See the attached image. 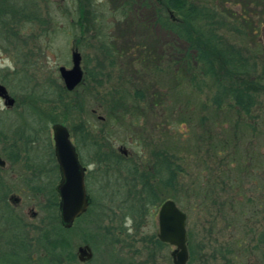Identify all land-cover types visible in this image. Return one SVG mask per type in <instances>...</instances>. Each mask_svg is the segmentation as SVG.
<instances>
[{
  "label": "rangeland",
  "instance_id": "obj_1",
  "mask_svg": "<svg viewBox=\"0 0 264 264\" xmlns=\"http://www.w3.org/2000/svg\"><path fill=\"white\" fill-rule=\"evenodd\" d=\"M81 1L85 5V0H13V10L8 8L0 14V84L15 100L9 110L0 102V158L6 163V171L0 175L8 176V197L20 198L19 206L8 198V210L0 213V264H78L76 260L72 262L77 245L88 236L101 243L96 234L103 244L95 246L93 258L86 264H172L170 252L174 248L156 237L157 212L166 197L186 215L187 264H264V94L251 119H241L253 129L238 126L236 137L228 130L231 143L226 146L227 153L217 159L214 152L218 142L224 140L221 129L215 130L211 121L206 123L214 131L210 137L215 149L210 152L207 144H197L202 129L186 122V115L194 123L201 113L214 116L209 102L211 91L205 84L200 90L184 89V73L179 90H170L173 82L169 83L167 73L184 46L152 26L150 1L134 0L133 15L125 19L116 10L117 0H90L86 10L93 12L89 17H93V27L88 29L85 16L80 20L82 33L78 25ZM211 2L230 27L234 26L227 32L229 39L246 50L244 54L250 57L257 74L264 75V3ZM36 17L44 22L34 20ZM244 18L250 19V26ZM75 48L81 55L85 82L69 94L62 91L58 68L71 67L70 51ZM91 75H98L102 83L94 84ZM111 89L120 94L147 89V99L151 101L150 94L154 95L155 105L143 117L125 116L121 123L113 120L102 124L97 116L110 121L105 116L106 100L117 95ZM185 101L193 106V113L184 115L179 109ZM67 105L69 109L64 110ZM236 120L233 115L227 119L232 126ZM54 123L64 125L70 132L74 129L71 139L79 144L94 187L88 218L67 232L58 229L57 207L50 205L58 176L52 163ZM82 126L90 132L85 148L80 144ZM172 134L180 139L181 153L171 152L179 157L172 163L179 166L180 173L176 185L168 191L158 182L165 176L162 173L145 180L135 191L128 175L132 162L120 173L113 170V175L108 170L99 174L92 161L96 159L97 145L103 147L106 140L112 141L115 152L124 146L136 157L145 152L149 155L151 143L153 150L163 143L170 146L168 135ZM194 143L201 149L197 150ZM10 152L17 156L18 163L9 160ZM35 164L40 165L38 170H49L52 181L47 182L48 189L34 191L36 183L29 187L31 174L39 173L25 167ZM22 179L26 181L20 192L17 185ZM148 184H152V192ZM32 211L38 213L37 219L31 218ZM17 229H21L23 237L14 236ZM46 234L63 238L68 243L65 250L49 253Z\"/></svg>",
  "mask_w": 264,
  "mask_h": 264
},
{
  "label": "trees",
  "instance_id": "obj_2",
  "mask_svg": "<svg viewBox=\"0 0 264 264\" xmlns=\"http://www.w3.org/2000/svg\"><path fill=\"white\" fill-rule=\"evenodd\" d=\"M85 1V5H83L81 1L78 7L80 17L78 25L81 33L83 27L82 23L80 24V20L87 16L86 23L89 24L88 29L93 23V17L92 20L89 19L90 15L93 16V12L90 8L89 12L86 10L87 6L89 7L90 0ZM149 1L153 11L152 26H157L162 31L169 33L184 46L183 53H178L175 65L169 68L167 73L169 83L170 81L173 82V85L169 84L170 90L174 91L175 88L179 90L181 74L184 73L185 78L182 77V80H184V89L187 88V90L190 91L196 89L200 90L201 85L205 84L211 91V99L209 102L210 105L213 106V117L210 113L208 115L201 113L196 118L197 122L194 123L192 117L186 115L187 112L193 113L194 108L192 105L187 104V101H185L183 107L179 109H183L184 115H186V122L190 123V126H193L192 128H194L195 124L196 128L202 129V133L197 136V144L198 142H201L203 145L207 144V151H213V139L210 136L214 131L213 128L206 123L211 121L215 130L221 129L224 140L218 142L217 147L219 148L214 152L216 153L217 159H221L222 154L224 152L227 153V144L231 143L229 137L227 138L226 135L228 130H231L233 136L236 137L237 130L241 126H250L251 129H253L251 124L247 123V121L242 122L241 119H243V117H248L250 120L251 114L259 104V98L264 94V75L257 74L255 66L251 63L250 57L244 54L246 50L236 47V43L229 39L227 32L230 28H234V26L230 27L231 24L223 17L221 11L212 4L211 0ZM259 1L264 3V0ZM11 3H13V0H0L1 15L8 10V8L13 10ZM134 6V0H117L116 10L121 18L126 19L133 15ZM34 20H38V18L36 17ZM38 21L44 22V19L40 18ZM244 22L249 26L251 24L249 23L250 19L248 20L247 18H244ZM155 61L156 59L154 62ZM180 68L183 69L181 73L179 71ZM91 77L93 78L92 82L94 84L102 83V81L97 80L98 75H91ZM107 78L110 77L107 76ZM84 82L85 75L80 86L84 85ZM111 90L117 95L114 98L109 97V99L106 100V112L113 113L107 116L109 120H121L125 118V115L117 116L114 114L115 112L147 113L151 105H155L154 95L150 94V97L153 98L151 101L147 99L149 96V91L147 89L145 91L132 90L131 93L121 92V94L116 89ZM62 91L64 93L67 92L63 88ZM206 107L207 106L204 105L201 106V108ZM68 109V105L64 107V110ZM230 115L235 116L237 119L233 126L227 121ZM213 118L215 119V123H213ZM226 122L228 123L226 124ZM228 126H230V129H228ZM175 135L176 134L168 135V143L170 146H166V144L163 143L153 150V144L151 143L152 149L150 155L154 160L153 166L154 169L158 167L155 175H158V177L159 173L165 175L164 177L163 175L161 176L163 179L159 180L158 178V182H161L159 184L162 185L165 191H168L176 185L175 179H177L180 173L179 166L172 163V160H177L179 157L171 152L175 151L178 152V154L181 153L180 139L179 137H175ZM194 147L197 150L201 149L195 143ZM9 160H17V156L10 152ZM242 165L244 164L241 163L240 167H242ZM228 166L229 165H226V167ZM155 175L153 176L154 178ZM143 177H146V174H143ZM150 189L153 190V187L150 186ZM258 191L260 192V190ZM261 194H264V189ZM171 198L173 199V197ZM167 199H169V197L162 199L160 202ZM50 205L55 208L58 206L56 197H53V201ZM58 229L65 231L62 226ZM44 240L49 253L52 252L53 254H56L54 252L57 249H61V251L65 250L68 245L63 238L58 239L56 236H51L50 234H46ZM262 240L264 241V236ZM13 244L14 243H12V245ZM17 247H19L18 243ZM9 253L13 256L12 252Z\"/></svg>",
  "mask_w": 264,
  "mask_h": 264
},
{
  "label": "water",
  "instance_id": "obj_3",
  "mask_svg": "<svg viewBox=\"0 0 264 264\" xmlns=\"http://www.w3.org/2000/svg\"><path fill=\"white\" fill-rule=\"evenodd\" d=\"M80 53L74 49L71 52V67H59L58 72L62 79L66 91L71 92L83 82V71L81 69ZM0 97L4 100V105L11 108L14 99L11 98L4 86L0 85ZM54 143V153L59 165L61 183L58 186L60 197L59 210L61 224L64 228H70L73 220L84 213L88 207L89 199L86 196L83 172L78 159L69 140V134L62 124H54L51 127ZM0 166H4V161L0 158ZM158 232L157 239L164 244H168L174 249L170 252L172 264H187L189 253L187 249L186 215L176 205L167 199L161 203L157 212ZM87 250V252H86ZM81 261L91 258L89 249L80 248ZM86 256L84 259L83 256Z\"/></svg>",
  "mask_w": 264,
  "mask_h": 264
},
{
  "label": "flooded vegetation",
  "instance_id": "obj_4",
  "mask_svg": "<svg viewBox=\"0 0 264 264\" xmlns=\"http://www.w3.org/2000/svg\"><path fill=\"white\" fill-rule=\"evenodd\" d=\"M72 50H74V49H71V51H70V59H71ZM66 69H69V68H66ZM81 69H82V67H81ZM82 71H83V69H82ZM83 75H85L84 71H83ZM61 81H62V79H61ZM80 85L78 87H80ZM78 87H76L73 91H75ZM62 88L66 91V89L64 88L63 82H62ZM73 91H71V92L67 91L66 93L71 94ZM11 98H13V97H11ZM0 102H3V106H4V108L6 110L10 109V108H7L4 105V100L1 97H0ZM14 104H15V100H14ZM13 106L11 108H13ZM92 113L95 114V111H92ZM109 114H113V113L106 112L105 116H108ZM114 114L117 115V116L125 115V116H129V117L134 116V118H140V117H143V115H145L147 113H137V112H135V113H123V112L120 111V112H115ZM97 118H98V121L100 123H102V124H105V123L111 124V122H113V120L107 121L105 119V117H103V116H97ZM121 122H122V119L116 121L115 123H121ZM54 124H56V123H54ZM67 131H68V134H69V140H70L72 146L74 147V150H75V153H76V156H77V159H78V163L84 169V172H83V183H84V189H85L86 196L89 199V204H88V207H87L86 211L73 220L70 228H64L62 226L61 219H60V210H59L60 197H59L58 190H57L59 184L61 183V175H60L59 165H58V162L56 160L55 153H54V143H53V138H52L53 157H54V158H52V163H54L55 169H57V171H58V176L55 177V180H57V182H56L55 187L53 188V197H57L58 198V206H57V208L55 210L56 213H57V216H55V217L56 218L58 217L59 225L62 226L66 232L75 229V226L83 218H86L88 216V214H90V212H91L90 210H91L92 205H93V199L91 197V194H92L93 189H94L92 183L89 180L91 170H89L88 164L84 163V161H83V157L81 156L80 150H79V148L77 146L79 144L75 145L73 143L72 139H71V137L74 135L75 131H74L73 128H71V132L68 129H67ZM51 132H52V130H51ZM88 133H90V132H88L87 129L85 130V127L82 126L81 132H80L81 143L80 142L79 143L82 145L83 148H85L88 145V140H89V134ZM95 137L101 138L100 136H98V134H96ZM103 140H104V136H103ZM102 148H103V151H102ZM147 156H148V158H147ZM95 158L96 159H93L92 161H95V163H96L95 165L97 166L96 170L99 172V174L101 172H103L104 170H106V171L108 170L110 172L112 171L113 175H114V171H117L118 173H120L121 170H122V167H125L126 164H128V167H129V163L132 162L133 163L132 164L133 168H132V170H130L128 172V175L132 178L131 181L133 183L131 184V186L133 187V189L135 191H137L136 190L137 188L142 187L141 184H143V182H145V180L146 181L152 180V178H153L152 174L154 173L153 175H155V172L157 173V170H158V167H156L157 170L154 169V166H153L154 165L153 164L154 161L151 158L150 152H149V155H147L146 152H145V153H141L139 156L133 157V154L128 153L127 149L124 146H120L117 149V152H115L114 151V145L112 144V141H108V140H106V142L103 143V147L101 146V144L97 145V149H96V152H95ZM12 162L18 163L19 161L16 160V161H12ZM155 163H156V161H155ZM37 165H39V164H35L34 166L28 165V166L25 167V169H28L30 172H38L39 173V174L32 173L31 175H32L33 179L32 180H27V183L31 184V185L29 184V187H33L32 185H36V184L38 185L37 186L38 188L35 187L34 191H38L39 189H48L49 187H47V182L50 183L52 181L51 176L49 175L50 172H49V170L47 171L45 169L38 170L37 167H40V165L39 166H37ZM5 167H6V163L4 161V166H0V172L6 171ZM35 168L37 170H35ZM144 171L146 173V177H143L142 173ZM161 171H163V170H161ZM138 173H141L142 176H139ZM147 175H148V180H147ZM155 176H157V175H155ZM19 177H21V176H19ZM139 179H140V181H139ZM49 180H51V181H49ZM25 181L26 180H24V182ZM24 182H23V179H22L21 181H19L20 184L17 185L19 190H20V192L23 191V186L25 185ZM34 183H36V184H34ZM139 183H140V186L137 187V185ZM89 184H90V188L88 186ZM26 186L28 187L27 184H26ZM150 186L153 187L152 184H148L147 188H148V191L152 192V190L150 189ZM7 188H8V176L5 175V174H2V175H0V213L4 212L5 209L8 210V204H7L8 198L14 204V206H19V204H20L19 196H10V197H8ZM30 216H31L32 219H37L38 218V213L32 211ZM22 218L23 217L21 216V218L18 220L19 221L18 222V227H20V228L23 227V225L20 222V221H22ZM92 221H94V219ZM17 230H18V232L14 236L17 237V238L18 237H23V233H22L21 229H17ZM96 237L98 238L97 240L101 241V243L97 242L96 240H93L90 236L86 237V239H84V240H81L80 244L77 245L74 258L72 256V258H73L72 262H74V260H76L78 264H86L90 260H92L93 251L96 252V250H97V248L95 249V246H97L99 244L100 245L103 244L102 239L99 238L100 236H98L96 234ZM156 237H157V234H156ZM91 240H93L95 244ZM166 245H168V244H166ZM86 247L89 249V251L91 253V258L89 260H86V261H81L79 259L80 255H81L80 252H79V249L80 248L84 249ZM86 252H87V250H86ZM83 258L85 259L86 256L84 255Z\"/></svg>",
  "mask_w": 264,
  "mask_h": 264
}]
</instances>
